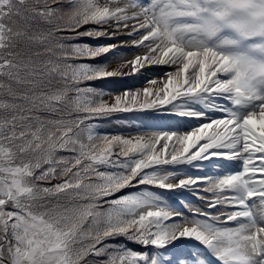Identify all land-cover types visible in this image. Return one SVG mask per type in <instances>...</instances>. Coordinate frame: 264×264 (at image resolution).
Masks as SVG:
<instances>
[{"label":"snow or ice","instance_id":"1","mask_svg":"<svg viewBox=\"0 0 264 264\" xmlns=\"http://www.w3.org/2000/svg\"><path fill=\"white\" fill-rule=\"evenodd\" d=\"M85 25L95 27L80 32ZM122 30L148 51L121 68L173 71L149 81L142 100L126 91L110 106L80 82L124 73L70 61L117 45H67L62 33L111 38ZM54 80L61 86L47 87ZM187 104L222 116L184 134L134 138L85 123L129 105L206 115ZM214 157L242 170L177 182L178 173L163 167ZM201 183L218 213L189 209L204 219L167 223L183 214L149 190L109 199L136 185L173 191ZM121 237L145 250L121 246ZM185 240L201 250H188ZM201 262L264 264V0H0V264Z\"/></svg>","mask_w":264,"mask_h":264},{"label":"rangeland","instance_id":"2","mask_svg":"<svg viewBox=\"0 0 264 264\" xmlns=\"http://www.w3.org/2000/svg\"><path fill=\"white\" fill-rule=\"evenodd\" d=\"M125 2H127V0H125ZM95 27L93 25H85L82 28L79 29L80 32H84L89 28ZM138 36H132V35H128L126 33L122 32L120 34H117L114 37H89V36H77L75 33L72 32H68L66 34V38H65V43L67 45H79V46H84V45H88L91 46L93 48L97 47V46H105V45H117V47L113 50L110 51V58H109V53L106 54H101L98 57L95 58H90V57H80V58H73L72 61H70L71 63L74 64H80V63H86V64H91V65H107L106 66V70L108 71H115V70H120L121 72H123V75H117L119 77H125L126 79H130L132 77V75H134L135 77L138 78V76H140L138 78V81L134 84V86H132L131 88H127L124 91L121 92H109L108 90L105 89L104 84L102 82V79H97V80H92V81H83L82 82V87H90L96 90L97 93L101 94V98L103 99V101L105 103H107L108 105H112L115 103V97L116 96H124V93L126 91L130 92V93H136V92H140L141 93V100L143 99V89L144 88H149L152 89L154 86L151 85L149 83V81H151L152 79H156L158 82H163L165 74L167 72L173 71V68L171 66L168 65H159V64H145V66L140 69L138 72L132 74L130 72V68L131 66L128 65V67H124L121 68V65H125L127 64L128 61H131L132 59H134L136 56H144L147 53V48L140 46L137 47L133 44V41L135 39H138ZM147 43V42H146ZM98 60H101L102 63H100ZM145 73L148 74V77H143L142 75H144ZM115 77V76H114ZM114 77H108V78H103L106 80V82H111L113 83V78ZM94 85V86H93ZM131 107L133 111L129 114H124V117H117V119L112 118V120H109L107 118L108 115H93V117L90 120V123L94 126V130L96 132H99L101 134H104L106 132H104L103 130H112L113 132H107V134L110 135H122L125 138H134L136 136H145V137H149L151 135H153L154 133H148V132H138L137 130H145L149 125L153 126V127H158L161 125L162 122H164V120H172L174 117L172 114H168V115H159V114H150L148 112L145 111H149V110H154L155 108H150V109H140L139 105H129ZM138 109V113L135 112V110ZM144 110V111H141ZM127 111V112H130ZM120 112H117L116 114H119ZM135 133H132V132ZM190 131V130H189ZM188 132V131H186ZM184 132V133H186ZM184 133H178V134H184ZM161 143H164L163 141ZM169 144V152L172 151V146L176 145V140L175 138L172 141L168 142ZM178 146V145H177ZM215 158H220V157H215ZM121 159H123V157H121ZM192 172L194 173H203V172H207V168L205 167H192L191 168ZM185 178V177H184ZM60 181L56 180L53 182V184L59 183ZM178 182V181H177ZM202 184V183H201ZM201 187V190L203 191V187L204 185H199V186H194V189H187V190H181L178 192V195H172L169 194V192H165L162 189H158V188H153L152 186H149L150 189L154 190L155 192L158 193H162L164 195H166L169 198V201L171 202V204L173 205L172 209L174 211H176L175 209H180L178 208V206H180L181 204V199L180 201L177 199V197H182L183 195H191L194 197V200L192 202H187L186 200L184 201L183 204V212H180L183 214L182 217H177L173 220L168 221L167 223H172L173 221L175 222H180L183 218H188L191 216H194V214H192L193 212L190 211L189 209H195V208H200L201 210L205 211V212H211L213 214H218L217 213V208H209L208 204L209 202H207V204L204 205L205 208H203L201 206V204L204 202L202 201V199L200 197H205L206 199H209V201L211 199H213L211 194L208 193H204L201 192L200 190H198ZM123 190V189H122ZM121 191V190H120ZM117 192L115 193L114 196L109 197V199H115L117 197H122L124 195H122L121 192ZM220 207L221 211H229L226 209H223L225 207L224 206H218ZM175 208V209H174ZM178 211V210H177ZM196 217V216H194ZM187 241V240H186ZM185 241V242H186ZM186 248L190 251L195 250L197 246H195L193 243H186L185 244ZM200 250H201V246H199Z\"/></svg>","mask_w":264,"mask_h":264},{"label":"trees","instance_id":"3","mask_svg":"<svg viewBox=\"0 0 264 264\" xmlns=\"http://www.w3.org/2000/svg\"><path fill=\"white\" fill-rule=\"evenodd\" d=\"M69 31H65L64 33H62V35L66 38V34L68 33ZM110 53H109V58H110ZM100 63H102V61L101 60H98ZM99 65H102V64H99ZM105 66H107V65H105ZM113 83H111V82H106V80L105 79H102V82H103V84H104V87H105V89L106 90H108L109 92H117V91H120V90H123V89H125V88H127V86H126V83L125 82H123V80L122 79H120V78H116V77H114L113 78ZM118 80H120V81H118ZM82 82L83 81H81L80 82V87H82ZM58 86H61V84L58 82V81H56V80H54V81H52V83H51V85H48L47 87H49V88H55V87H58ZM94 86V85H93ZM117 112H113V113H110V114H108V116H107V118L109 119V120H112V118H114V119H117V117H124V114H125V112H120L119 114H116ZM67 118V117H66ZM113 121V120H112ZM85 123L86 124H88V123H90V120H86L85 121ZM104 132H113L112 130H108V131H106V130H103ZM61 155H68L67 153H61ZM103 170V169H102ZM109 171H111L112 169L111 168H109L108 169ZM54 181H56V180H53L51 183L53 184V182ZM59 181V180H58ZM147 189H150L149 188V186H147V185H136L135 187H127V188H124L123 190H121L120 192L122 193V195H128V194H133V195H135V194H137V193H139V192H141V191H143V190H147ZM154 191V190H153ZM118 244H120L121 246H124V245H126L127 246V248H129V249H132V250H136V251H138V252H142V251H144L145 249L143 248V246H141V245H139V244H137V243H134V242H131V241H127V240H125L123 237H121V238H117V241H116Z\"/></svg>","mask_w":264,"mask_h":264},{"label":"clouds","instance_id":"4","mask_svg":"<svg viewBox=\"0 0 264 264\" xmlns=\"http://www.w3.org/2000/svg\"><path fill=\"white\" fill-rule=\"evenodd\" d=\"M121 91H124V89L123 90H120V91H117V92H121ZM192 120H193L192 118H186L185 117L184 120H181L179 122H176V125H179V124L183 125V129L182 130H183V133H184L186 131L191 130V127L188 126V124H193V121Z\"/></svg>","mask_w":264,"mask_h":264}]
</instances>
